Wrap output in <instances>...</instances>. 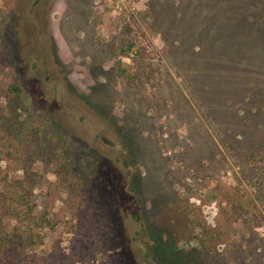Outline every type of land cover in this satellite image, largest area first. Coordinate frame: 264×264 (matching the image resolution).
Masks as SVG:
<instances>
[{
	"label": "rangeland",
	"instance_id": "rangeland-1",
	"mask_svg": "<svg viewBox=\"0 0 264 264\" xmlns=\"http://www.w3.org/2000/svg\"><path fill=\"white\" fill-rule=\"evenodd\" d=\"M85 163L113 185L118 242L108 199L75 233ZM25 169L69 264H264V0H0V194Z\"/></svg>",
	"mask_w": 264,
	"mask_h": 264
},
{
	"label": "trees",
	"instance_id": "trees-1",
	"mask_svg": "<svg viewBox=\"0 0 264 264\" xmlns=\"http://www.w3.org/2000/svg\"><path fill=\"white\" fill-rule=\"evenodd\" d=\"M19 92L20 90L17 87L8 88L10 98L16 97ZM9 114V116L14 115L10 111ZM9 122H11V127L7 128L4 125V121L1 123V128L9 136L12 134V137H14L17 143H23V141L20 140L22 136H20L19 132L21 131L24 132L22 133L23 136L32 137V140L33 138L36 140V136H39V132L36 135V127L31 128L26 124L22 126L12 120ZM48 127L52 136L58 134L56 128L50 125H48ZM17 136L19 137L17 138ZM22 150L23 149H21V151ZM36 153H40L36 147H34V151H25L23 153L24 157L21 160L22 164L27 166L28 158L36 156ZM56 156L61 159L64 157V152L59 151ZM60 168L65 170L66 174L68 173V175H70L72 169H76L77 167L73 164L70 165V163H65V159L63 158ZM25 173L22 180H16L9 184L5 183L1 188V206L6 209V213L12 217L16 225L4 227L0 218V264H69L70 259L68 255H65V251L57 252L54 247L48 248L44 245V235L38 233V224H43V228L46 231H48L49 228L53 230L54 225L51 221L53 216L48 215L45 211L38 212L36 206L32 204L34 198L31 194V183L34 178L29 175L27 169H25ZM75 178L76 181L72 176L73 180L68 182V184L70 186H75L76 182L82 184V190L84 192L75 196V200L78 204L72 216L75 233H81L82 231L83 234H81L80 237H86L84 232L87 233L91 231V223L94 220V215L92 213L93 208L101 204V199H108V206L112 209L113 218H111V220H113L115 224V234H113V240L111 239V241L118 242L123 231L117 214H114V198L111 199L109 196V193L113 189V185L106 172L102 170L101 165L98 163L91 167L85 163ZM62 182L63 181H61L58 176V180L56 179L55 184H60V186L64 187V182ZM88 190H91L93 193L85 192ZM85 193L90 195H86ZM83 195L84 197H82ZM85 197L87 199H84ZM88 203L91 205L89 208H87ZM44 207H47V203H44ZM111 241H109L110 244H112ZM97 255L100 257V253H97ZM76 262L79 264L85 263V261L80 258L76 260ZM111 264H120V261L112 260Z\"/></svg>",
	"mask_w": 264,
	"mask_h": 264
}]
</instances>
